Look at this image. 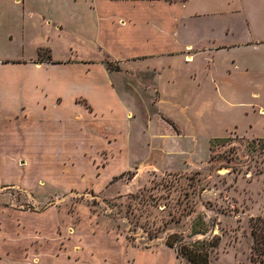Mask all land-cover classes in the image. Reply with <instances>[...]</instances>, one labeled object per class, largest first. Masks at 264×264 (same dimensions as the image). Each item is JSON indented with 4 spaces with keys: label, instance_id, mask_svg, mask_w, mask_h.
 Returning <instances> with one entry per match:
<instances>
[{
    "label": "rangeland",
    "instance_id": "rangeland-1",
    "mask_svg": "<svg viewBox=\"0 0 264 264\" xmlns=\"http://www.w3.org/2000/svg\"><path fill=\"white\" fill-rule=\"evenodd\" d=\"M214 1L117 2L140 15L138 41L121 48L115 40L108 48L102 41L87 44L71 22L67 35L30 16L23 29L19 11L10 10L5 22L7 33L16 38L12 55L23 39L26 56L37 53L33 61L46 68L37 78L29 74L28 83L47 90L49 107L69 114L70 121L60 126L45 121L35 137H29L36 143L28 144L29 156L17 165L22 174L27 171L25 180L33 189L0 188V207L52 210L59 221L53 237L61 250L115 256L129 252L139 264H175L171 254L177 256V264H193L194 252L207 254L209 264H264L263 257L255 259L253 235L255 221L264 219V119H254L263 114L259 101L251 103L241 91L234 98L241 103L231 105L211 87L207 91L219 66L202 58L211 59L213 51L183 50L186 45L212 47L207 24L211 17L197 15L221 8ZM148 12L153 16L151 28L144 22ZM130 25L126 20L122 30ZM171 48L182 52L164 55ZM154 50L162 55L156 57ZM221 53L214 55L227 56ZM189 55L195 57L192 63L185 60ZM232 55L240 71L246 67L264 71V51L248 54L257 58L252 64L240 60L243 54ZM9 67L13 74L16 67ZM236 80L243 87L253 84L242 77ZM109 93L124 110L119 114L112 110L105 117L99 110L110 108ZM56 95L58 102H51ZM106 96L107 104L100 105ZM254 109L258 114L252 113ZM121 135L124 145L118 139ZM60 139L76 160L61 155L60 166L43 168L55 152L49 151L53 143ZM122 155L127 165L109 178L118 171L110 168L111 163ZM67 168L73 169L68 172L73 177L56 181ZM37 175L45 180L34 183ZM6 177L21 179L13 172ZM46 178L51 183H45Z\"/></svg>",
    "mask_w": 264,
    "mask_h": 264
},
{
    "label": "crops",
    "instance_id": "crops-1",
    "mask_svg": "<svg viewBox=\"0 0 264 264\" xmlns=\"http://www.w3.org/2000/svg\"><path fill=\"white\" fill-rule=\"evenodd\" d=\"M119 1L124 0H0V188L9 185H22L27 189H33L29 186V181L25 180L24 175L27 174V171L22 174L17 165L19 160L29 156L31 150H29L28 144L36 143L35 139L31 140L29 137H35L38 128H41L40 126L45 121L57 125H63L64 123L67 125L70 121L69 114L56 112L49 107V102L46 100L49 97L47 90L39 88L38 83H28L29 74L37 78L40 71L46 67H43L45 64L40 65L33 61L37 53L31 58L26 56L24 39L22 44L16 45V49L19 50L16 56L12 55V43L16 38L11 32L8 34L6 31L5 17L7 13L16 8L22 19L18 24L23 29H25V22L30 16L38 18L43 27L53 26L56 33L67 35V32H70L71 25L69 22H71L76 33L82 34L89 45H98L102 41L105 43L104 46L108 48L113 46L115 40V45L118 48L129 47L138 41V16L140 15L134 9L121 8L117 4ZM130 1L137 2L138 0ZM213 5H219L221 8L213 9L210 15L206 13L197 15L198 17H211L207 24L210 27L209 31L213 33L209 36L212 47L210 49H194L193 45H186L183 50L191 49L195 53L205 52L206 50L213 51L211 59L202 58L204 61L206 59L208 62L211 61L213 65L219 66L214 70L207 91L211 87L212 91L218 93L219 97L225 98L231 105L241 103L235 101L234 98L243 91L245 97L251 103L255 104L259 101L258 105L263 112L262 116H257L258 113L255 109L252 113L256 115L254 119L263 120L264 84L261 82L264 79V71L251 67H246L245 71H240L237 67V64L240 63L232 54L236 53L239 56L243 54L244 56L240 60L245 64H252V59L257 58H249L248 54L252 55L254 52L264 51V0H216ZM168 13L171 14L172 11H168ZM148 15L149 18H146L144 22H146L148 28H151V17L153 16L149 12ZM85 16H87V19H83ZM183 16L184 14L181 13L180 17ZM59 17L65 21H58ZM126 20L131 25L126 30L127 32L130 31L129 34L124 35L126 31L122 30V26L125 25ZM116 21H118L117 27H115ZM93 30L95 34L91 36ZM125 39L127 41H124ZM117 40L120 42H116ZM136 47L138 46L136 45ZM239 50H241V54H239ZM131 52L133 53V51ZM160 52L153 51L156 57L162 55ZM180 52L182 51L179 48H171L164 55H174ZM221 52H226L225 55L227 56L219 59L214 55L216 53L222 54ZM194 59L193 55L185 57V60L189 63H192ZM9 66L16 67L13 74H11L12 68ZM241 77L247 82L253 80V84L248 86L246 83L244 87L243 85H237L236 78ZM258 77L259 80L254 82V78L257 79ZM28 85L30 89H28ZM12 86L15 88L12 89ZM59 96L56 95L51 102L54 103L56 99L58 102ZM255 96H257V99H255ZM107 97H105V101L99 100L98 103L106 105L108 102ZM109 98L108 105L110 108L99 110V113L107 117L112 110L118 114L123 112V107L115 101L113 95L110 94ZM57 102L56 104H58ZM34 126L35 128H33ZM31 130L32 132H30ZM118 139L120 143L125 144L124 140L126 139L124 136L121 135ZM62 142L61 139L60 142L55 140L49 150L55 152H51L52 158L47 156L49 159L45 164L43 163V168H45V165L49 166V164L53 167L60 166L61 155L66 160L71 158L73 161L76 160L75 155L69 156L71 154V151L67 149L69 146L65 148ZM30 163L32 164V160L29 159V165ZM111 164L110 168L118 171L110 173L109 178L118 174L119 171H123V168L127 165L125 155L118 156ZM71 170L73 169L67 168L65 173L62 172L63 170L60 171V174H58L61 179L56 181L70 180L73 175H68V172ZM9 172L19 174L21 179L17 182L9 181L10 179L6 177ZM81 177L83 181H87L86 177ZM40 179L45 180L42 176H35L33 178L34 183ZM92 179L91 177L90 180ZM49 181L50 179L46 178L45 183H51ZM67 183L69 186L72 184ZM58 222L57 216L54 215L52 210L36 213L15 210L5 206L0 207V264H129V262L139 264L129 252L121 253L119 251L118 256H115V254L107 253L103 255L101 252L87 249L76 250L70 248L61 250L58 247L57 239L53 237ZM48 239L52 240L49 241ZM171 258L173 263H178L176 255L171 254ZM150 263L141 262L140 264Z\"/></svg>",
    "mask_w": 264,
    "mask_h": 264
},
{
    "label": "trees",
    "instance_id": "trees-1",
    "mask_svg": "<svg viewBox=\"0 0 264 264\" xmlns=\"http://www.w3.org/2000/svg\"><path fill=\"white\" fill-rule=\"evenodd\" d=\"M259 224L261 227L260 230H257L256 226ZM253 235L257 245V247L255 246V259L261 256L263 257L262 262H264V219L259 218L255 221V226H253ZM258 246L260 247L258 248ZM193 256V264H209L207 254L201 255V253L194 252Z\"/></svg>",
    "mask_w": 264,
    "mask_h": 264
}]
</instances>
